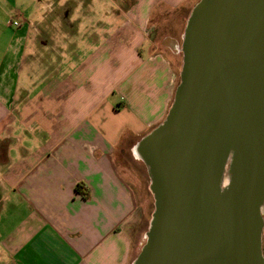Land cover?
<instances>
[{"label":"crops","instance_id":"crops-1","mask_svg":"<svg viewBox=\"0 0 264 264\" xmlns=\"http://www.w3.org/2000/svg\"><path fill=\"white\" fill-rule=\"evenodd\" d=\"M40 1L0 0V264H130L145 231L131 235L141 202L115 153L166 115L181 35L164 28L174 22L167 12L192 0H107L106 21L71 22L88 25L80 43L66 27L58 64L59 31ZM32 56L37 77L26 87L20 72Z\"/></svg>","mask_w":264,"mask_h":264},{"label":"water","instance_id":"water-1","mask_svg":"<svg viewBox=\"0 0 264 264\" xmlns=\"http://www.w3.org/2000/svg\"><path fill=\"white\" fill-rule=\"evenodd\" d=\"M164 118L132 147L153 209L130 264H264V0H198Z\"/></svg>","mask_w":264,"mask_h":264},{"label":"rangeland","instance_id":"rangeland-1","mask_svg":"<svg viewBox=\"0 0 264 264\" xmlns=\"http://www.w3.org/2000/svg\"><path fill=\"white\" fill-rule=\"evenodd\" d=\"M132 0H123L126 4H129ZM198 0H192L188 3L185 7H181L179 9H176L172 12H167V16H169V20H174V22H170L167 25H165L164 28H166L171 35L179 36L180 33H182L185 21L192 9V7L195 5V3ZM106 2V5L103 6ZM41 5V6H40ZM39 9L42 11V14L47 17H53L54 23L53 27L56 29V31H59V34L57 35L56 42L60 43L58 44L60 47L61 52L57 53L56 55L52 56L54 57V64L60 63L66 56V46L62 42V39L66 36V27L71 25V22L76 20L77 18H81L84 16L83 14H95L96 16H100L101 21H106L105 17L110 16L111 14H114V8L113 5L108 3L107 0H41L40 4L38 5ZM157 18L155 15L152 16L151 21H155ZM82 20V19H81ZM108 22V21H107ZM108 25V24H107ZM73 26V27H72ZM71 31L74 32V37H72L74 43H80L79 36L82 33V31H85L88 25L86 23H72ZM180 37V36H179ZM0 46H2V43H0ZM180 47V40L178 41V49ZM179 52V51H178ZM65 54V55H64ZM166 55L170 58V55ZM181 53L177 55L176 63L177 65H181ZM51 61L53 62L52 58L51 60H47L46 62L43 61L42 64V72L40 71L42 75L44 73H49L50 64ZM37 66V63L35 62V57H28L27 62L22 65L21 68V77L24 75V84L26 87L32 86L35 82V79L37 77V73L32 72V74H29L30 71H27L29 68H33ZM109 72H107L105 78L109 79L108 76ZM31 76V78H25L26 76ZM179 80V76L177 78V83ZM176 83V84H177ZM29 90V89H28ZM118 95L117 93H111V95L107 98V101L111 103H116L118 101ZM142 137V136H141ZM140 137V138H141ZM138 138V140L140 139ZM136 140L134 144L138 141ZM132 141L124 140L122 143L119 144L117 148V153H115V163L117 165V169L121 173V175L133 186L135 189L139 200L141 202L140 212L141 217L140 221L137 222L135 225L131 228V235L133 238L139 235L142 231L146 232L148 220L150 217V213L153 209V200L152 195L149 191V177L147 174V170L143 162L137 158L134 157L132 154V147L134 144H131ZM132 145V146H131ZM144 243V241H143ZM142 246V245H141ZM140 246V247H141ZM139 247V249H140ZM139 252V250H138Z\"/></svg>","mask_w":264,"mask_h":264},{"label":"trees","instance_id":"trees-1","mask_svg":"<svg viewBox=\"0 0 264 264\" xmlns=\"http://www.w3.org/2000/svg\"><path fill=\"white\" fill-rule=\"evenodd\" d=\"M79 189H80L79 186L75 187V191L79 192L80 191ZM262 254L264 256V246L263 245H262Z\"/></svg>","mask_w":264,"mask_h":264},{"label":"built area","instance_id":"built-area-1","mask_svg":"<svg viewBox=\"0 0 264 264\" xmlns=\"http://www.w3.org/2000/svg\"><path fill=\"white\" fill-rule=\"evenodd\" d=\"M13 25H17V22L14 21V22H13Z\"/></svg>","mask_w":264,"mask_h":264}]
</instances>
